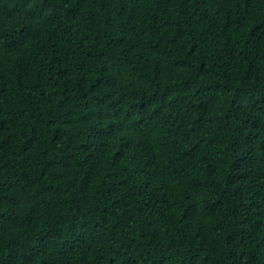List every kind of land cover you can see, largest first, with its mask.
Returning <instances> with one entry per match:
<instances>
[{
  "label": "trees",
  "instance_id": "trees-1",
  "mask_svg": "<svg viewBox=\"0 0 264 264\" xmlns=\"http://www.w3.org/2000/svg\"><path fill=\"white\" fill-rule=\"evenodd\" d=\"M0 264H264V0H0Z\"/></svg>",
  "mask_w": 264,
  "mask_h": 264
},
{
  "label": "snow or ice",
  "instance_id": "snow-or-ice-1",
  "mask_svg": "<svg viewBox=\"0 0 264 264\" xmlns=\"http://www.w3.org/2000/svg\"><path fill=\"white\" fill-rule=\"evenodd\" d=\"M0 39H2V37H0Z\"/></svg>",
  "mask_w": 264,
  "mask_h": 264
}]
</instances>
